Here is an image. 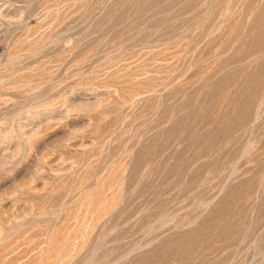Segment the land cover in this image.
<instances>
[{
  "label": "rangeland",
  "instance_id": "374dc122",
  "mask_svg": "<svg viewBox=\"0 0 264 264\" xmlns=\"http://www.w3.org/2000/svg\"><path fill=\"white\" fill-rule=\"evenodd\" d=\"M0 264H264V0H0Z\"/></svg>",
  "mask_w": 264,
  "mask_h": 264
}]
</instances>
